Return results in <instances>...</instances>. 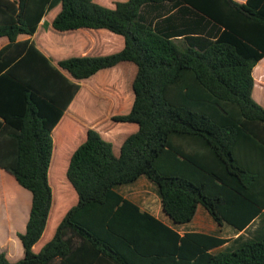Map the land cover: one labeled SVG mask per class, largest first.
I'll return each mask as SVG.
<instances>
[{"label":"trees","instance_id":"trees-1","mask_svg":"<svg viewBox=\"0 0 264 264\" xmlns=\"http://www.w3.org/2000/svg\"><path fill=\"white\" fill-rule=\"evenodd\" d=\"M3 39L0 167L32 205L23 259L0 264H264V228L210 252L228 240L117 191L146 178L175 225L199 206L238 231L264 213V0H0ZM1 210L18 248L28 203Z\"/></svg>","mask_w":264,"mask_h":264},{"label":"crops","instance_id":"crops-1","mask_svg":"<svg viewBox=\"0 0 264 264\" xmlns=\"http://www.w3.org/2000/svg\"><path fill=\"white\" fill-rule=\"evenodd\" d=\"M238 1L241 2V1H244V0H238ZM43 22L44 23L48 22V27L46 29H43V27L41 26ZM49 27H50V18L48 16H45L42 19V21L40 22L37 32L38 33H45L46 31H48ZM5 43L6 42L3 39L2 43H0V47L3 46ZM141 179L142 178H140L134 184L125 185V186L119 187L117 189L118 193L121 194L124 198H127L130 201H132L133 203L137 204L142 211H146V212L150 213L151 215H153L154 217H156L157 219L162 221L168 227L173 228L174 230H176L180 235H184L186 233H193L194 232V233H200V234H204V235H212V236H216V237L228 240L223 246H221L219 248H216V249H213L210 252L216 253V252L221 251V250H226V249H229V248H233V247L238 245V242L243 241L245 239L244 236L247 234V232L250 233V231H253L252 232V234H253L257 229L264 228V213H262L258 218L253 220L251 225H249V227L245 231H238V230L234 229L233 227H231V226H229L227 224L218 225L214 221V219L212 218L210 213L203 206H199L198 207L196 215H195L194 219L190 223H187L185 225H175V224L172 223V221L169 219V217H167L165 215V213L163 212L162 205H161V200H160L159 196H158V198H159V201H160L161 210H160V212H153L152 210H149V209H147L145 207H142L139 203H137V201H135L134 199L129 198L127 196V194H125V190H124L125 188H128V187L132 188V186H135ZM6 181L11 182L12 184H16L17 183L19 185V183L16 181V179L10 173H8L7 171H5L4 169H2L0 167V190L4 191L3 194L1 192V194L3 195L2 204L6 200L10 201V198L8 197L7 192H6V184L4 183ZM155 190H156V188H155ZM146 197H147V195L144 194L143 198L147 199ZM143 204H146V201H144ZM31 205H32V194H31L30 207H31ZM27 223L28 222H27V217H26L25 225H23V228H25L24 230H26ZM21 230L22 229L13 231V233L11 234V236H9V238L11 237L13 239V235L16 234L17 232L20 233ZM13 241H16L17 244H19V239H18V241L13 239ZM10 245H13V244H10ZM19 248H20V244H19V247L17 249H19ZM220 248H222V249L218 250V251H215V250L220 249ZM9 254H11V255H9V259H8L7 256L6 257H7V259L10 262H12L11 261L12 260L11 256L13 257L15 255L12 254V251ZM24 254H25L24 253V248H23V254H22V251H21V248H20V256H18V257L15 256V258H19L21 256L24 257Z\"/></svg>","mask_w":264,"mask_h":264},{"label":"rangeland","instance_id":"rangeland-1","mask_svg":"<svg viewBox=\"0 0 264 264\" xmlns=\"http://www.w3.org/2000/svg\"><path fill=\"white\" fill-rule=\"evenodd\" d=\"M168 6L169 5H165L164 8H159V9L158 8L156 9L153 7L152 8L146 7L144 9H142L141 15L144 16L146 20H149L152 22V24H154L160 18L168 15L169 11H166V7H168ZM41 26L43 27V29H46L48 27V22H45V23L43 22ZM176 42L182 47H184L186 45L185 41L183 39L177 40ZM82 112L84 113L83 119L85 120V123H87V122L92 123L94 121L95 116L98 114L97 110H95V109L93 110L92 106H88V108H83ZM4 183L6 184V192H7L8 197L10 198V200L13 197H18V198L25 200L28 203V212H27V222H28L30 210H31V207H30L31 193L28 190L21 187L20 185H18L17 183L12 184L11 182H8V181H6ZM124 190H125V194H127V196L129 198L137 201V203H139L142 207H145L149 210H152L153 212H160V210H161L160 201H159L158 195L156 193L155 187L146 178H142L135 186H132V188L128 187V188H125ZM1 192L3 194L4 191L0 190V203H2V198H3V195L1 194ZM144 194L147 195V197H146L147 199L143 198ZM144 201H146V204H143ZM11 207L14 210L13 203H12ZM1 212H2V210L0 211V225H2L1 223H2V219H3ZM12 216H13V214H12ZM20 229H22L20 231V233L17 232L16 234H14L13 239H15L17 241L19 239L20 248H21V251L23 254V246H22V243L20 241L19 234H22V233L24 234L26 232V230H24L25 228H23V227ZM252 232L253 231H250V233L247 232V234L244 236V238L245 239L249 238L252 235ZM4 235H5L4 233H0V236L2 237V240L0 239V251L4 252L6 254V256L8 257V259H9V255H11V254H9L11 251H12V254H14L15 256H17V257L20 256V248L17 249V248H14L13 245H10L9 241L7 240V238ZM221 249L222 248L217 249L215 251H218ZM15 256H13V257L11 256V258H12L11 261L13 263L18 262L21 259H23L22 256L19 258H15Z\"/></svg>","mask_w":264,"mask_h":264}]
</instances>
